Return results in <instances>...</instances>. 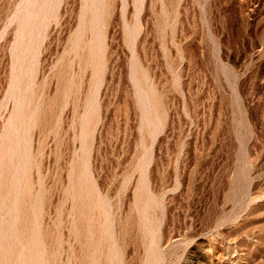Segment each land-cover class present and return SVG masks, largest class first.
<instances>
[{
	"label": "rangeland",
	"instance_id": "rangeland-1",
	"mask_svg": "<svg viewBox=\"0 0 264 264\" xmlns=\"http://www.w3.org/2000/svg\"><path fill=\"white\" fill-rule=\"evenodd\" d=\"M0 264H264V0H0Z\"/></svg>",
	"mask_w": 264,
	"mask_h": 264
}]
</instances>
